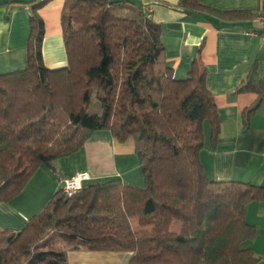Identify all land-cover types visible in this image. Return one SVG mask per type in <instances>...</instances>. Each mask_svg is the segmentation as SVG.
Returning a JSON list of instances; mask_svg holds the SVG:
<instances>
[{"label": "trees", "instance_id": "obj_1", "mask_svg": "<svg viewBox=\"0 0 264 264\" xmlns=\"http://www.w3.org/2000/svg\"><path fill=\"white\" fill-rule=\"evenodd\" d=\"M47 1L23 2L27 64L0 72V202L18 195L39 166L53 167L104 129L118 141L133 140L145 184L115 176L71 196L54 191L22 229L0 230V264H69L65 245L130 251L128 264H256L245 207L264 198V186L207 177L203 124L212 139L220 127L197 58L185 77L175 76L163 58L161 24L141 0H63L67 63L47 68L40 15ZM180 3L186 12L208 9L198 0ZM209 10L254 22L246 11ZM256 66L255 59L236 90L257 95L242 111L245 125L264 102ZM133 218L147 229L133 228ZM51 231L65 245L37 249L36 240Z\"/></svg>", "mask_w": 264, "mask_h": 264}, {"label": "crops", "instance_id": "obj_2", "mask_svg": "<svg viewBox=\"0 0 264 264\" xmlns=\"http://www.w3.org/2000/svg\"><path fill=\"white\" fill-rule=\"evenodd\" d=\"M141 1L151 18L161 24L163 58L173 68L175 76L185 77L194 57L205 69L206 87L216 103L220 127L218 135L212 139L208 122L205 121L207 126L203 124L204 146L200 161L207 177L264 186V102L258 104L245 125L242 111L256 102L257 95L236 92L255 59L258 76L264 82V38L251 33L253 30L261 32L262 27L251 22L250 16L225 19L209 10H242L253 15L261 8L262 0H198L208 9L192 12L184 11L180 0ZM23 2L25 0H0V72L22 69L27 64L30 23L29 9ZM62 5L63 0H48L40 9L44 22L42 60L47 68H59L67 63L60 19ZM134 153L132 139L121 142L107 129L96 130L78 152L64 157L74 158L77 168L62 175L87 171L91 179L85 180L83 185L115 176L131 182L128 171L137 167ZM43 168L34 172L32 180H42L39 175L44 174ZM64 169L60 163L61 173ZM44 182L40 198L25 201L24 189L12 199L0 202V230L22 229L42 208L58 188L52 178ZM40 199H45L43 204ZM245 218L255 227L250 246L256 264H264V198L246 205ZM131 225L134 228L133 223ZM65 246L69 264H128L132 255L130 251Z\"/></svg>", "mask_w": 264, "mask_h": 264}, {"label": "rangeland", "instance_id": "obj_3", "mask_svg": "<svg viewBox=\"0 0 264 264\" xmlns=\"http://www.w3.org/2000/svg\"><path fill=\"white\" fill-rule=\"evenodd\" d=\"M130 1H134V0H130ZM90 110H91V108H90ZM204 124H205V126H207V122H205ZM134 152H135V150H134ZM134 155H135L136 160H137V167H135L134 169H130V171H128L129 172L128 173L129 180L131 182L127 181L126 183L131 184V185H135L138 187H143L145 182H144V176H143V172H142V168H141V162H140V159L137 156L136 152L134 153ZM60 163H62L65 167V169H64V171H62V173L60 171ZM76 164H77V162L74 160V158H60V159L56 160L55 162H53V167H49L46 164H42L41 166H39V167H44L42 170L45 171L44 174L39 175V177H42V180H40V181H37V179L32 180L33 176H31L29 178L28 182L26 183V185L24 186V188L22 189V190L25 189L23 199H25V201H27V199L33 200L34 198H38V197L40 198V195L43 192V190H42L43 185L42 184L45 183L44 180H49L50 178H52L53 181L55 182L56 186H58V188L56 187V190L60 189L61 183L59 182V178L61 176H63L62 175L63 172L69 173L71 170H76V168H77ZM38 168L36 170H38ZM36 170L34 172H36ZM130 172L132 175H130ZM39 173H41V172H39ZM71 176L72 175H68L65 177L70 178ZM34 181H36V182H34ZM52 194H50V195L47 194V197H48V195L50 197ZM48 198L46 199L45 202L48 201ZM44 200L41 201V199H40L41 204H43ZM130 222H131V224L133 223L135 229H139V230L147 229L144 226L143 227L139 226L137 218L131 219ZM144 243H146L148 245L150 244L149 240H148V242L145 241ZM35 244H36V248L40 249V250L48 249V248H55V247L65 245L64 242L59 240L57 233H55L53 231L49 232V234L40 238L39 240H36Z\"/></svg>", "mask_w": 264, "mask_h": 264}, {"label": "built area", "instance_id": "obj_4", "mask_svg": "<svg viewBox=\"0 0 264 264\" xmlns=\"http://www.w3.org/2000/svg\"><path fill=\"white\" fill-rule=\"evenodd\" d=\"M254 22L261 25L262 31L257 32L256 30L251 31L254 35H260L264 38V9L260 8L254 14ZM91 179L90 174L87 171L77 172L72 175L70 178H66L65 176H61L59 178V182L61 183V188L63 192L71 196L75 193L78 189H80L83 185L85 180Z\"/></svg>", "mask_w": 264, "mask_h": 264}]
</instances>
